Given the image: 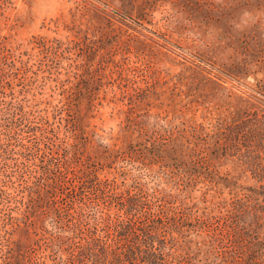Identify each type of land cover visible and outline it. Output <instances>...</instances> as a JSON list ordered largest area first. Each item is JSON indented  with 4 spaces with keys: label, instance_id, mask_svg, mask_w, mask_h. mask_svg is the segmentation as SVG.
Masks as SVG:
<instances>
[{
    "label": "rangeland",
    "instance_id": "374dc122",
    "mask_svg": "<svg viewBox=\"0 0 264 264\" xmlns=\"http://www.w3.org/2000/svg\"><path fill=\"white\" fill-rule=\"evenodd\" d=\"M187 1L0 0V49L9 55V70L13 61L18 69L9 71L6 81L13 86L15 101H28L41 115L47 113L55 128V122L71 115L63 104L87 101L76 88L85 84L87 57L93 60L94 55L92 86L102 88L94 100L100 103L93 120L99 134L122 133L130 120L138 130L181 124L189 128L193 123L203 135L220 131L222 142L232 138L230 150L207 159L220 175L233 174L238 187L216 185L219 179L205 176L209 164L200 155V175L191 176L192 165L177 154L173 166L182 180L173 190L185 196L177 204L194 216L238 200H249L242 204L257 209L259 191L254 194L252 189H258L264 176V0H254L250 7L239 4L241 0ZM127 4L134 8L131 16L118 9L126 10ZM138 12H144L142 17L136 18ZM242 58L248 71L229 75L241 72ZM24 136L19 144L34 141L32 133ZM167 157L161 165L170 164ZM249 161L255 166L250 168ZM121 166L127 167L128 185L127 169L132 166ZM116 169L102 174L118 177ZM140 181L153 186L149 179ZM166 181L163 177L161 186L169 188L171 180ZM244 221L254 227L251 212Z\"/></svg>",
    "mask_w": 264,
    "mask_h": 264
},
{
    "label": "trees",
    "instance_id": "16d2710c",
    "mask_svg": "<svg viewBox=\"0 0 264 264\" xmlns=\"http://www.w3.org/2000/svg\"><path fill=\"white\" fill-rule=\"evenodd\" d=\"M241 1L250 7L254 0ZM125 7L127 11L118 9L131 16L134 8ZM204 47L211 50L210 44ZM7 56L0 49V264H264V176L258 189H252L254 194L259 191L257 209L242 204L249 200H238L225 202L223 213L215 208L194 216L177 204L185 196L173 190L182 180L173 166L177 154L192 165L191 176L200 175V155L209 164L205 176L236 189L238 179L228 171L220 175L207 159L230 150L232 138L223 143L220 131L203 135L193 123L189 128L181 124L138 130L133 120L122 133L99 134L93 120L100 103L94 100L102 88L92 86L95 56L91 60L86 54V82L76 89L87 101L63 104L71 115L54 128L47 113L41 115L28 101L14 100L6 79L9 71L18 69L13 61L9 70ZM246 62L242 58L237 69L241 72L229 75L247 72ZM29 133L34 141L19 144ZM164 154L170 164L163 166L159 161ZM118 162L132 166L127 169L128 185L127 167H115ZM250 163V168L256 164ZM151 164L160 169L151 170ZM146 165L150 167L143 170ZM104 169H116L118 177H104ZM163 177L171 180L169 188L161 186ZM140 179H149L153 186ZM250 212L253 228L244 221Z\"/></svg>",
    "mask_w": 264,
    "mask_h": 264
}]
</instances>
